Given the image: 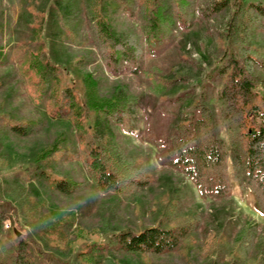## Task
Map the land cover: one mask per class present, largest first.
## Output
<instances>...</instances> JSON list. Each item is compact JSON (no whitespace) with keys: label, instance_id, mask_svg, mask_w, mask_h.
Segmentation results:
<instances>
[{"label":"trees","instance_id":"obj_1","mask_svg":"<svg viewBox=\"0 0 264 264\" xmlns=\"http://www.w3.org/2000/svg\"><path fill=\"white\" fill-rule=\"evenodd\" d=\"M245 1H210L206 18L216 19L234 10L219 34L220 62L211 84L173 121L174 130L164 147V158L200 192L209 191L215 196H223L230 189L229 161L231 178L243 192L252 193L264 217V79L257 74L264 68V59L258 44L253 38L248 41L245 35L253 17L262 22L264 29V5H245ZM182 2L185 0H41L32 7L40 12L29 15V32L7 51L0 28V68L12 65L0 75V129L20 140L43 132L44 119L31 107L33 101L35 105L44 102L49 118L69 121L77 133L80 155L59 137L46 140L35 154L40 180L52 192L70 195L78 183L50 178L41 166L48 158L61 161L81 157L89 177L102 192L126 195L151 183L148 175L135 170L133 160L123 157L122 141L114 130L122 124L126 93L121 97L122 90L105 92L99 76L86 71L81 60L76 64L81 65L83 72L84 93L77 94L64 78L65 74L68 76L67 67L58 61L54 47L59 44L72 51L90 43L91 47L102 49L104 62L115 75L123 63H130V71L139 75L143 45L153 50L169 25L185 22L180 11ZM134 4L141 9L138 17L144 25V33L136 38L120 32L115 25L119 12L127 11L131 17ZM229 44L236 45L235 52L228 49ZM191 78L181 69L164 77L152 76L156 94L174 91ZM19 87L27 88L32 101L28 92L19 91ZM175 98L180 101L178 96ZM87 110L95 118L89 125L85 123ZM103 115L106 122L99 119ZM18 206L31 234L23 238L16 236L11 227L3 229L5 221L13 219L15 209L10 201H0V234L6 232L9 240L7 246H0V264H42L33 242L67 245L66 230L71 217L50 210L46 202L35 197L19 198ZM194 226L188 222L171 228L159 223L139 231L126 229L114 233L109 243L126 254L165 255L174 251ZM259 249L251 264H264V246Z\"/></svg>","mask_w":264,"mask_h":264},{"label":"rangeland","instance_id":"obj_2","mask_svg":"<svg viewBox=\"0 0 264 264\" xmlns=\"http://www.w3.org/2000/svg\"><path fill=\"white\" fill-rule=\"evenodd\" d=\"M40 1L0 0L4 51L23 41L31 24L29 15L40 12L32 7L39 5ZM210 1L182 2L180 11L185 22L169 25L165 33L160 34L153 50L143 45L139 75L130 71V63H123L115 75L106 66L102 49L91 47L90 43L85 47H74L72 51H66L59 44L54 47L58 61L67 67L68 76L65 74L64 78L74 86L77 94L84 93L83 72L81 65L76 64L81 60L86 71L99 76L105 92L122 90L121 97L126 93L122 124L114 130L121 138L123 157L133 160L135 170L149 176L151 183L145 187L132 192L126 190V195L102 192L89 177L81 157L61 161L48 158L41 166L50 178L78 183L70 195L52 192L48 184L40 180V168L34 163L35 154L45 146L46 140L59 137L65 144L73 145L80 155L77 133L69 121L49 118L46 104L35 105L27 88H18L23 93L28 92V99L34 104L31 107L44 119V131L20 140L6 129H0V201H10L15 209L13 219L5 223L10 224L13 232H19L18 237L27 238L31 234L18 206L19 198L28 196L39 198L47 203V208L60 211L72 220L66 230L67 245L33 242L42 264H251L254 255L260 253L258 247L264 246V217L252 193L243 192L231 178L229 161L230 189L223 196H215L209 191L200 192L188 177L170 167L164 158V147L174 130L173 121L185 113L191 101L211 84L220 62L219 34L223 33L234 10L216 19L206 18ZM248 3L264 5V0L244 2L245 5ZM131 9V17L127 11L119 12L115 25L120 32L136 38L144 33V25L138 17L141 9L135 4ZM253 19L245 35L248 41L253 38L258 44L264 59L263 24ZM228 49L235 52L237 47L229 44ZM10 67L12 65L1 67L0 75ZM177 69L190 73V81L174 91L156 94L152 76H168ZM257 74L264 79V68ZM177 96L180 101L176 100ZM94 119V113L87 110L86 125ZM99 119L106 122L107 117L103 115ZM222 136L227 140L225 133ZM188 222L195 224L194 230L179 242L174 251L165 255L126 254L109 243L112 235L121 230L139 231L159 223L172 228ZM8 242L6 232L0 234V246L5 247Z\"/></svg>","mask_w":264,"mask_h":264},{"label":"built area","instance_id":"obj_3","mask_svg":"<svg viewBox=\"0 0 264 264\" xmlns=\"http://www.w3.org/2000/svg\"><path fill=\"white\" fill-rule=\"evenodd\" d=\"M9 226H10L9 223H5V224H4V228H5V229L9 228Z\"/></svg>","mask_w":264,"mask_h":264},{"label":"water","instance_id":"obj_4","mask_svg":"<svg viewBox=\"0 0 264 264\" xmlns=\"http://www.w3.org/2000/svg\"><path fill=\"white\" fill-rule=\"evenodd\" d=\"M14 233H15L16 236H19V232L18 231L14 230Z\"/></svg>","mask_w":264,"mask_h":264}]
</instances>
